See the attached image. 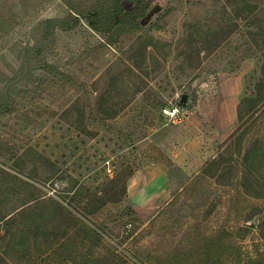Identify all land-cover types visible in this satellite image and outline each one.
I'll return each mask as SVG.
<instances>
[{"label":"rangeland","instance_id":"rangeland-1","mask_svg":"<svg viewBox=\"0 0 264 264\" xmlns=\"http://www.w3.org/2000/svg\"><path fill=\"white\" fill-rule=\"evenodd\" d=\"M111 1L0 0V264H198L220 230L264 253V0H120L137 29L26 52Z\"/></svg>","mask_w":264,"mask_h":264},{"label":"trees","instance_id":"trees-1","mask_svg":"<svg viewBox=\"0 0 264 264\" xmlns=\"http://www.w3.org/2000/svg\"><path fill=\"white\" fill-rule=\"evenodd\" d=\"M107 4L101 5L96 2L89 5L84 11L71 7V13L65 18L45 19L41 21L33 29L32 45L26 49V52L35 54V56L41 55L50 43V40L54 38L56 30L62 32L73 30L81 20H84L88 27L97 33H108L114 29L119 33L135 30L139 26L137 18L141 17L144 10L148 7L147 3L139 2L142 8L129 12L123 11L120 7V0H112L110 4ZM25 63V65H29L27 58ZM9 83L4 82V86L0 89V113L6 112L11 108L12 101ZM262 87L264 86L258 85V91ZM258 96L246 98L244 101L255 104L263 94L259 93ZM6 190L8 193L9 190ZM202 243L199 248L200 251H196L197 257H200L198 264H264V253L256 256L249 254L242 255L241 246L232 242V233L229 230L216 231L207 236ZM79 244L80 246L84 245L82 241ZM167 256L171 257V254L168 253L166 254ZM48 259L50 258L48 257ZM69 259L72 260V258ZM188 262L184 260L183 264L191 263Z\"/></svg>","mask_w":264,"mask_h":264},{"label":"built area","instance_id":"built-area-1","mask_svg":"<svg viewBox=\"0 0 264 264\" xmlns=\"http://www.w3.org/2000/svg\"><path fill=\"white\" fill-rule=\"evenodd\" d=\"M162 116L169 121H175L182 116V111L180 106H168L161 109Z\"/></svg>","mask_w":264,"mask_h":264},{"label":"water","instance_id":"water-1","mask_svg":"<svg viewBox=\"0 0 264 264\" xmlns=\"http://www.w3.org/2000/svg\"><path fill=\"white\" fill-rule=\"evenodd\" d=\"M186 99H187V96L186 95H183L180 103H182V104L185 103L186 102Z\"/></svg>","mask_w":264,"mask_h":264}]
</instances>
